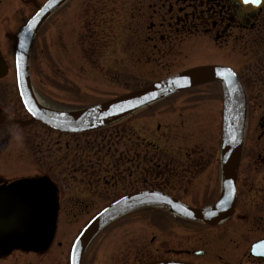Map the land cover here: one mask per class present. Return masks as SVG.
I'll use <instances>...</instances> for the list:
<instances>
[{"label":"rangeland","instance_id":"obj_1","mask_svg":"<svg viewBox=\"0 0 264 264\" xmlns=\"http://www.w3.org/2000/svg\"><path fill=\"white\" fill-rule=\"evenodd\" d=\"M110 4V0H71L70 6L61 9L44 27L46 45L38 44L30 71L35 95L46 110L67 114L91 108L166 78L169 72L213 61L212 54L197 50V40L192 39L176 52H157V63L176 66H144L143 48L147 46H130L125 31L129 21L123 18L126 10L119 17L109 11L98 21L101 6ZM4 9L23 13L24 22L34 13V8H14L10 2ZM87 21L92 25L87 27ZM147 23L144 18L137 20L141 27ZM90 29L99 39L93 46L82 43ZM142 35L134 36L138 40ZM116 36L118 45L112 47L111 38ZM195 91L202 94L159 100L103 128L101 134L69 135L41 124L28 126L21 133H16L20 130L16 128L11 136L6 134L12 144L9 152L5 154L4 149L0 156V264H14L25 252L32 253L27 255L31 263L26 264H68L71 245L85 224L108 204L156 182L158 170L153 165L165 160L166 155L198 156L202 171L193 186L211 195L218 192L223 96L217 84ZM1 117L29 119L18 97L14 66L8 77L0 80ZM132 156L138 168L133 177L129 175L132 162L128 160ZM84 172L101 175L102 183L82 181ZM26 173L46 177L48 185L18 188L6 198L1 189L5 178ZM207 198L205 203H210L212 198ZM191 229L159 207L135 210L108 225L91 241L83 264H142L163 259L173 249L203 248L198 238H178L192 234ZM249 239L241 240L246 243ZM52 240L48 255L47 246ZM58 242L63 243L62 249ZM13 252V258L3 263V256ZM193 259L210 261L208 257Z\"/></svg>","mask_w":264,"mask_h":264},{"label":"flooded vegetation","instance_id":"obj_2","mask_svg":"<svg viewBox=\"0 0 264 264\" xmlns=\"http://www.w3.org/2000/svg\"><path fill=\"white\" fill-rule=\"evenodd\" d=\"M110 1L111 4L107 7L101 6L102 9L97 15L99 16L98 21L99 18L107 17L109 11H112L115 17L116 15L119 17L121 11L126 10L127 15H124L123 18H128L129 21V24H126L125 31L128 32L130 46L133 48L147 46V51L143 48L145 52L144 66L167 67L168 69L174 67L176 66L175 63L164 65L157 63V59H155L157 52L162 50L176 52L177 48L188 46V41L197 40L195 43L196 49L212 54L213 61L177 68L178 70L175 73L169 72L168 76L201 66L230 67L237 74L244 97L242 152L236 182V202L232 214L216 225H209L202 221L176 216L160 208L166 215L178 218L186 225L192 226V234L178 238H198L199 241H203L201 242L203 248L173 249L166 252L168 256L165 258L145 263L178 261L191 264H264V258L255 257L251 254L252 246L255 243L264 241V2L251 4L245 3L244 0ZM0 2H3V12H0V69L7 70V74L1 76L0 80H4L12 72L15 65V41L25 18L23 13L13 10L7 11L4 7L10 2L14 8L18 5L34 8L33 12L35 13L44 2L39 3V0H0ZM70 2L71 0H68L40 27L33 41L30 65L34 62V52L38 44L41 42L45 44V38L42 36L44 27L52 21V18L61 9L69 7ZM139 18L147 19L146 27L145 25L143 27L137 25ZM86 24L88 27L92 25V22L87 21ZM144 28L146 31L143 33ZM118 29L117 27V31ZM90 31V33L87 32L84 35L85 38L82 37V43L93 46L98 43L99 39L96 40L95 33L91 29ZM135 34L143 35L138 36V40H136ZM116 38L117 36L111 38L112 47L118 45ZM210 84L219 85L223 96L222 86L219 82L187 88L179 91L176 95L194 97L202 94L195 90ZM3 117L0 118L2 120L0 122V156L3 154L4 149L5 154L8 153V148L12 144V140L7 138L6 134L11 136L12 130L15 132L16 128H20L16 133H21L26 128H22L14 122L18 119L3 120ZM97 133L104 132L99 131ZM143 141L146 143L145 139ZM150 144V146L154 145V143ZM198 158L192 153L166 155L165 160L162 159L161 162L153 165L154 169L158 170L156 171V177H158L156 182L153 181L149 187L146 185L147 187L138 189L133 193L142 191L160 192L193 209L214 206L221 198V186L218 192L216 190L213 195L193 186L202 171V162L201 160L198 161ZM128 160L129 163L132 162L129 175L132 174L133 177L134 169L137 170L138 168L135 166L134 156L129 157ZM151 172L154 174L155 171ZM118 176L119 174L113 177L117 178ZM10 178H5V183L1 188L6 198V195L17 191L18 188L27 190L34 189L41 183L48 185L46 177L40 178L38 175L28 173ZM87 179L90 184L95 183L97 185L103 181L101 175L97 177L89 175V172H84L81 180ZM147 182L145 181V183ZM27 193L26 191L25 195ZM207 195L212 198L209 201L210 203H205L206 200H209ZM243 238L250 239L244 243L241 240ZM49 242L47 241L46 244L48 245ZM53 243L54 240L47 246L46 254H50ZM205 244L208 246H204ZM62 245L61 242L57 243L60 249L63 248ZM204 248H208L210 252ZM12 254L14 252L3 256V263L8 258H13ZM20 254L23 257L22 260H18L14 264L31 263L27 255L32 253ZM193 257L199 259L208 257L210 261L197 262Z\"/></svg>","mask_w":264,"mask_h":264},{"label":"water","instance_id":"obj_3","mask_svg":"<svg viewBox=\"0 0 264 264\" xmlns=\"http://www.w3.org/2000/svg\"><path fill=\"white\" fill-rule=\"evenodd\" d=\"M68 0H46L19 31L15 46L16 87L22 106L29 115L27 121H14L21 127L34 123L65 134L85 133L114 124L129 115L181 90L219 82L223 91V126L221 141L222 195L219 202L203 209H193L170 196L142 191L122 197L96 214L80 231L73 242L69 264H83L91 241L109 224L138 209L161 206L185 219L216 225L227 219L236 202V182L241 160L244 97L235 71L230 67L201 66L192 68L145 88L125 94L105 103L73 113H56L43 108L31 82L30 57L33 41L43 23ZM7 70L0 69V77ZM251 254L264 258V241L252 246ZM145 264H191L178 261H155Z\"/></svg>","mask_w":264,"mask_h":264},{"label":"snow or ice","instance_id":"obj_4","mask_svg":"<svg viewBox=\"0 0 264 264\" xmlns=\"http://www.w3.org/2000/svg\"><path fill=\"white\" fill-rule=\"evenodd\" d=\"M245 3L261 4L264 0H244Z\"/></svg>","mask_w":264,"mask_h":264},{"label":"trees","instance_id":"obj_5","mask_svg":"<svg viewBox=\"0 0 264 264\" xmlns=\"http://www.w3.org/2000/svg\"><path fill=\"white\" fill-rule=\"evenodd\" d=\"M99 131H103V130H99ZM99 131H98V132H99Z\"/></svg>","mask_w":264,"mask_h":264}]
</instances>
